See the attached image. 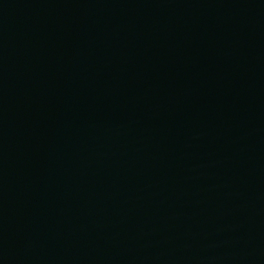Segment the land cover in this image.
Listing matches in <instances>:
<instances>
[{"label":"water","instance_id":"1","mask_svg":"<svg viewBox=\"0 0 264 264\" xmlns=\"http://www.w3.org/2000/svg\"><path fill=\"white\" fill-rule=\"evenodd\" d=\"M0 264H264V0L144 27L1 108Z\"/></svg>","mask_w":264,"mask_h":264}]
</instances>
